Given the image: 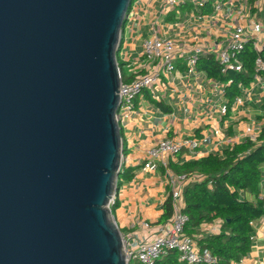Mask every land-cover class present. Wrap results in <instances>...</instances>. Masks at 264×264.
Returning a JSON list of instances; mask_svg holds the SVG:
<instances>
[{
  "label": "water",
  "instance_id": "water-1",
  "mask_svg": "<svg viewBox=\"0 0 264 264\" xmlns=\"http://www.w3.org/2000/svg\"><path fill=\"white\" fill-rule=\"evenodd\" d=\"M132 0H0V264H126L110 201Z\"/></svg>",
  "mask_w": 264,
  "mask_h": 264
},
{
  "label": "crops",
  "instance_id": "crops-1",
  "mask_svg": "<svg viewBox=\"0 0 264 264\" xmlns=\"http://www.w3.org/2000/svg\"><path fill=\"white\" fill-rule=\"evenodd\" d=\"M211 7L208 4L194 12L181 8L178 16L166 15L161 0H137L123 26L128 39L123 38L121 55L127 49L138 57L142 43L152 38L169 39L178 51L192 46L221 48L235 25H256L257 36L264 41V0H225L219 10ZM129 55H123L124 62L133 60ZM127 70L128 78L131 73ZM226 86L209 79L203 71L187 72L183 61L177 60L174 70L161 76L158 86L142 91L136 99L135 110L120 122L122 173L112 212L122 234L150 241L153 228L167 224H158L169 193L166 176L163 170L142 168L148 149L165 138L191 144L193 152L184 146L169 160V164L180 166L221 155L247 139L255 141L264 130V72L256 74L249 86H239V95L228 110ZM260 173L259 199L264 201V164ZM245 197L254 201L249 195ZM141 222L149 223L152 229L141 228ZM215 224L202 225L198 237L209 235ZM252 230L250 252L238 264H264V216L252 224Z\"/></svg>",
  "mask_w": 264,
  "mask_h": 264
},
{
  "label": "built area",
  "instance_id": "built-area-1",
  "mask_svg": "<svg viewBox=\"0 0 264 264\" xmlns=\"http://www.w3.org/2000/svg\"><path fill=\"white\" fill-rule=\"evenodd\" d=\"M134 1H131V8ZM224 1L161 0L162 13L166 15L173 13L178 16L181 8H187L194 12L202 10L208 4L212 5L211 8L214 10H219ZM129 12L126 15L125 23ZM257 32L259 31L256 25H249L248 28L235 25L224 46L217 49L192 46L189 49L184 48L178 51L169 39L152 38L145 40L142 43L141 53L138 57L128 63L123 60V64L130 70L132 80L123 83L121 72L120 106L115 115L117 122L120 124L124 118L135 110L136 99L142 91L153 90L159 85L161 76H165L174 70V63L177 60L183 61L187 72H193L201 59L212 56L221 67V73H225L227 70L241 72V64L237 61L236 55L243 50L244 46L251 42L254 50L258 53L264 48V41L258 38ZM120 36L121 43L118 54H120L123 45L124 30L121 31ZM255 72L256 74L264 72V57L256 59ZM184 146L187 150L193 152L194 147L191 144H182L165 138L148 149L145 154L142 164L144 170H163L165 173L172 212L166 225L155 227L149 233L150 241L121 233L126 264H155L172 252L176 253L178 262L182 264H217L218 262L217 258L213 257L208 250H200L196 240L185 233L189 218L183 213V192L190 182L199 181V179L195 176L177 175L169 170V160L176 157ZM121 168L122 160L120 174L122 173ZM117 195L118 190L112 195L111 208L117 200ZM216 224L217 226L211 229L210 234L219 233L220 223ZM139 226L145 230L152 229V226L147 222H141ZM252 240L253 238L250 237V241Z\"/></svg>",
  "mask_w": 264,
  "mask_h": 264
},
{
  "label": "trees",
  "instance_id": "trees-1",
  "mask_svg": "<svg viewBox=\"0 0 264 264\" xmlns=\"http://www.w3.org/2000/svg\"><path fill=\"white\" fill-rule=\"evenodd\" d=\"M258 57H264V48L258 53L252 43L248 42L236 55L241 64V72L227 70L221 73V67L212 56L201 59L196 69L205 72L209 79L227 85L224 98L228 110L239 95V86L247 87L253 81ZM131 80V77H124L123 83ZM263 164L264 130L255 141L247 139L224 150L221 155H208L180 166L169 164L173 173L199 179L190 182L183 192V213L189 218L185 233L196 240L200 250H208L217 258V264H238L250 252L252 224L264 216V201L259 199L260 166ZM124 178L129 179L127 176ZM246 195L253 197L254 201L247 200ZM116 206L115 201L112 211ZM171 212L168 196L158 224L167 222ZM215 223H220L218 234L198 237L202 225ZM155 264L182 263L178 262L176 253L172 252Z\"/></svg>",
  "mask_w": 264,
  "mask_h": 264
},
{
  "label": "rangeland",
  "instance_id": "rangeland-1",
  "mask_svg": "<svg viewBox=\"0 0 264 264\" xmlns=\"http://www.w3.org/2000/svg\"><path fill=\"white\" fill-rule=\"evenodd\" d=\"M134 1V0H133ZM137 2V0H135L134 1V3H136ZM126 39H128V35L126 34L125 36H124ZM124 48V47H123ZM125 54H130L129 56V59H135L134 57H133V55H135V53H131V52H128V50L126 49L124 52H123V50H122V55H121V53L120 54H118V56H117V60H118V65H119V67L121 68V71H122V77L124 78V77H127V74H128V70H127V68H126V65L125 64H123V55H125ZM132 60V61H133ZM131 61V62H132ZM121 182V178L118 180V183H120Z\"/></svg>",
  "mask_w": 264,
  "mask_h": 264
}]
</instances>
